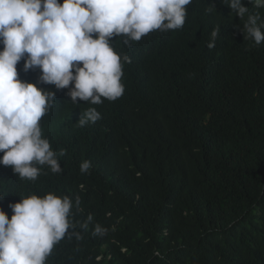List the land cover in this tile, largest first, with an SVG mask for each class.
<instances>
[{
	"label": "trees",
	"instance_id": "obj_1",
	"mask_svg": "<svg viewBox=\"0 0 264 264\" xmlns=\"http://www.w3.org/2000/svg\"><path fill=\"white\" fill-rule=\"evenodd\" d=\"M215 2L192 0L187 28L150 32L146 42L129 41L140 44L131 52L125 37L112 38L125 91L101 98L95 131L41 127L61 172L36 165L40 174L28 180L0 165V209L9 218V204L30 195L73 202L74 227L45 264H264V43L234 28L223 52L208 51ZM23 64L19 79L40 88L41 70ZM51 87L55 116L94 108Z\"/></svg>",
	"mask_w": 264,
	"mask_h": 264
},
{
	"label": "clouds",
	"instance_id": "obj_2",
	"mask_svg": "<svg viewBox=\"0 0 264 264\" xmlns=\"http://www.w3.org/2000/svg\"><path fill=\"white\" fill-rule=\"evenodd\" d=\"M191 3L192 0H0V165L11 167L28 180L40 174L36 165L61 172L57 154L49 143L52 138L43 135L41 129L53 122L60 130L68 125L70 135L95 131L104 106L101 98L115 101L125 91L121 56L111 46L112 38L125 37L124 48L131 52L140 44L129 41L144 37L146 42L150 32L187 28V7ZM212 5L207 13L211 35L205 43L213 55L215 50L224 51L234 28L256 45L264 43V0H217ZM220 40L224 42L218 43ZM22 59L25 72L41 70L40 88L19 79L16 66ZM123 61L130 63V58L125 55ZM51 85L57 90L67 88L71 104L79 99L94 108L86 112L78 109L76 115L55 116L52 110L57 105L53 104L55 92ZM60 155H65V150ZM90 168L88 160L80 164L81 173H88ZM3 199L4 195H0V201ZM79 203L77 197V207ZM9 207L13 213L10 218L0 209V264H45L53 247L74 227L68 219L73 202L67 196L30 195ZM92 219L89 215L81 227L87 228ZM94 232L103 235L105 230L96 225ZM75 234L79 239V233Z\"/></svg>",
	"mask_w": 264,
	"mask_h": 264
},
{
	"label": "bare ground",
	"instance_id": "obj_3",
	"mask_svg": "<svg viewBox=\"0 0 264 264\" xmlns=\"http://www.w3.org/2000/svg\"><path fill=\"white\" fill-rule=\"evenodd\" d=\"M121 165V164H120ZM125 173V172H124ZM124 175V174H123Z\"/></svg>",
	"mask_w": 264,
	"mask_h": 264
}]
</instances>
